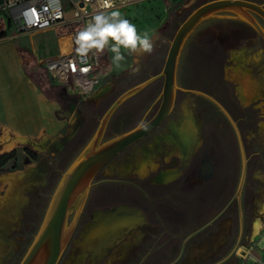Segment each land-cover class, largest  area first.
Wrapping results in <instances>:
<instances>
[{
	"label": "rangeland",
	"instance_id": "1",
	"mask_svg": "<svg viewBox=\"0 0 264 264\" xmlns=\"http://www.w3.org/2000/svg\"><path fill=\"white\" fill-rule=\"evenodd\" d=\"M206 1L140 0L119 9L123 18L136 25L140 34L147 31L157 37L155 49L151 55L139 57L128 55L122 49L126 60L120 68L111 63L113 54L106 49L103 57L110 62L112 70L88 97L71 96L66 99L62 97L63 88L50 79L45 64L36 62L35 68L26 67L46 95L59 103L61 111L74 107L73 122L69 132H65L62 138L63 146L59 151L57 148L60 145L54 147L52 172H59L61 176L84 150L100 118L121 93L161 70L176 29L194 8ZM252 1L264 4V0ZM15 41L32 50L39 58L52 54L59 47L55 32L49 30L24 35ZM61 49L64 51L63 46ZM177 74L180 87L200 90L212 96L227 111L231 121L206 98L192 92L178 91L171 115L147 137L117 155L97 174L93 183L110 176L113 163L117 160L137 156L151 140L164 136L167 142L161 144L163 146L153 156L152 160L157 164H152V167L173 164L180 168L176 173V176L178 173L180 175L175 190L181 193L179 197L182 201L178 205L182 208V214L175 221V226H164L163 223L157 229L165 232L166 235L162 236L169 237L173 236L171 229L174 228L179 231L182 240L218 213L235 193L243 150L246 158V179L242 194L245 231L235 254L224 263L241 264L239 255L244 246L255 244L264 233L261 229L257 235L253 228L257 219L264 221V39L244 20L231 13L215 15L188 37L179 59ZM161 87L162 79H159L118 108L111 116L102 140H108L134 127L155 100L147 118L152 116L160 102ZM171 130L173 135L165 137ZM189 133L191 136L188 138ZM25 152L28 150L25 149ZM206 152L214 170L213 176L204 181L198 177V169ZM22 153V148H18L13 153L0 154V167L17 168L23 162ZM33 155L40 158L44 154ZM149 161L152 162L151 159ZM55 187L56 184L44 189L46 196L40 199L39 210L34 212L35 216L26 227L27 233L22 235L26 238L16 250L17 257L10 264H18L32 241ZM152 191L162 192L158 189ZM92 212L93 208L88 203L59 264H89L83 238L85 227L95 224ZM237 234L238 215L234 202L218 220L192 239L186 257L179 264H212L232 249ZM179 245L180 241L174 243L172 250L157 251L153 261L163 258L166 260L164 264L170 262L177 254Z\"/></svg>",
	"mask_w": 264,
	"mask_h": 264
},
{
	"label": "crops",
	"instance_id": "2",
	"mask_svg": "<svg viewBox=\"0 0 264 264\" xmlns=\"http://www.w3.org/2000/svg\"><path fill=\"white\" fill-rule=\"evenodd\" d=\"M47 30L53 31L43 29L30 34ZM15 40L0 43V154L10 152L6 147L12 145L11 151L22 148L24 157L17 168L0 169V264L3 258L16 254V250L22 246L26 238L22 235L27 233L26 227L35 216L34 212L39 210L40 199L46 196L44 189L59 181L60 173L52 172L54 147L60 145L57 151L61 150L62 138L65 132H69L74 116V107L61 111L59 103L48 97L26 70L27 66L35 68L36 62L46 65L56 58L61 52L60 44L57 51L39 58ZM18 48L29 52L33 63L25 65ZM63 91L62 97L66 99L75 96L64 88ZM189 134L188 138L191 136ZM170 135H173L172 130L165 137L170 138ZM166 142L164 136H158L144 146L137 156L117 160L113 163L110 176L93 183L85 207L91 204L95 224L85 227L83 238L89 264H99L108 249L112 253L104 263L115 264L131 256L135 243L146 241L156 252L172 250L174 243L181 241L179 231L174 228L171 229V237L162 236L166 234L161 229L153 232V229L145 231L140 228L143 225H157L154 221L157 214L164 220V226L170 227L175 226V221L181 218L182 208L178 205L182 201L179 197L181 193L175 190L180 175L178 173L176 176V173L180 168L173 164L152 167V164H157L152 160L153 156ZM25 149L44 154V157L34 160ZM151 189L162 192H150ZM113 207L117 209L110 212ZM261 231L264 232V228ZM261 235L252 251L257 258L264 251V233ZM249 245L244 246L239 255L241 264L252 263L243 254ZM156 255L149 256V264L166 262L163 258L153 261Z\"/></svg>",
	"mask_w": 264,
	"mask_h": 264
},
{
	"label": "water",
	"instance_id": "3",
	"mask_svg": "<svg viewBox=\"0 0 264 264\" xmlns=\"http://www.w3.org/2000/svg\"><path fill=\"white\" fill-rule=\"evenodd\" d=\"M223 12L231 13L244 20L264 39V4L252 0H208L194 8L176 29L161 70L121 93L108 106L88 145L61 174L50 196L41 224L18 264L59 263L79 223L97 174L122 151L149 135L170 116L175 106L178 91L192 92L208 98L231 121L227 111L212 96L200 90L182 88L177 83L179 59L188 37L203 22ZM159 79H162L160 102L154 114L148 120L144 121L143 119L131 129L103 141V134L114 112L124 102ZM241 158L239 181L232 197V200H236L238 205L239 233L237 241L227 255L212 264L227 262L240 245L243 234L242 194L246 179V158L243 150ZM204 166L207 171L204 177L207 179L212 175V166L211 164ZM228 205L207 224L187 235L182 241L178 256L166 264H177L183 255L186 243L197 233L211 225ZM116 209L117 207H113L110 212Z\"/></svg>",
	"mask_w": 264,
	"mask_h": 264
},
{
	"label": "built area",
	"instance_id": "4",
	"mask_svg": "<svg viewBox=\"0 0 264 264\" xmlns=\"http://www.w3.org/2000/svg\"><path fill=\"white\" fill-rule=\"evenodd\" d=\"M140 0H112L121 9ZM101 9L98 0H0V43L17 39L37 30L52 29L61 49L60 54L45 65L50 79L77 97H88L110 74L112 67L103 54L79 58L75 44L76 33ZM255 244L243 252L251 264H264V251L257 258Z\"/></svg>",
	"mask_w": 264,
	"mask_h": 264
},
{
	"label": "clouds",
	"instance_id": "5",
	"mask_svg": "<svg viewBox=\"0 0 264 264\" xmlns=\"http://www.w3.org/2000/svg\"><path fill=\"white\" fill-rule=\"evenodd\" d=\"M101 9L91 16V19L76 33V52L82 60L86 61L90 55L103 54L106 49L113 54L111 63L120 68L128 55H151L155 49V39L147 31L140 34L135 24L123 18L121 12L115 9L112 0H98ZM135 71V70H134ZM254 231L259 235L264 228V221L257 219L253 225Z\"/></svg>",
	"mask_w": 264,
	"mask_h": 264
},
{
	"label": "flooded vegetation",
	"instance_id": "6",
	"mask_svg": "<svg viewBox=\"0 0 264 264\" xmlns=\"http://www.w3.org/2000/svg\"><path fill=\"white\" fill-rule=\"evenodd\" d=\"M200 26V25H199ZM178 75V74H177ZM177 96V95H176ZM198 96H202V95H198ZM202 97H204V96H202ZM204 98H206V97H204ZM208 101H210L211 103H213L211 100H209L208 98H206ZM155 101V100H154ZM154 101L152 102V104L149 106V108L147 109V111L145 112V114L140 118V120H139V122L138 123H140L143 119H144V121H146V120H148L149 118H147L148 117V115L150 114V112L152 111V107H153V103H154ZM214 104V103H213ZM171 115V114H170ZM137 123V124H138ZM136 124V125H137ZM170 132V131H169ZM152 133V132H151ZM150 133V134H151ZM148 136V135H147ZM146 136V137H147ZM145 138V137H144ZM144 138H142V139H144ZM141 139V140H142ZM140 141V140H139ZM139 141H137V142H139ZM150 141V140H149ZM136 142V143H137ZM134 145V144H133ZM132 146V145H131ZM130 146V147H131ZM206 160V161H205ZM208 164H211V166H212V175L210 176V177H212L213 176V170H214V165H213V163L211 162V160L209 159V157H208V154H207V152L205 153V156L201 159V161H200V167H199V169H198V177L199 178H202L204 181H206V180H208L209 179V177L206 179L205 177H204V175H205V173L207 172L206 171V167L204 166V165H208ZM234 195V194H233ZM233 195H232V197H233ZM232 197L230 198V200L227 202V204H229L228 205V207L223 211V213L216 219V220H218L226 211H227V209L229 208V206L232 204V203H236V206H237V215H238V233H239V214H238V205H237V201L236 200H232ZM232 200V201H231ZM230 202V203H229ZM226 204V205H227ZM226 205L220 210V211H222L225 207H226ZM220 211L218 212V213H216L211 219H213L216 215H218L219 213H220ZM82 216V215H81ZM81 218V217H80ZM211 219H209L207 222H205L203 225H201L200 227H202V226H204L205 224H207ZM147 220V219H146ZM215 220V221H216ZM80 221V220H79ZM154 221L157 223V225H143L142 227H140V228H142V229H144L145 231H149V230H152L153 232H155V231H157L158 229H157V227H161V225L164 223V220L163 219H161L159 216H158V214L155 216V218H154ZM214 221V222H215ZM147 222H148V220H147ZM214 222H212V224L214 223ZM79 224V223H78ZM211 224V225H212ZM211 225H209V226H211ZM209 226H207L206 228H204L201 232H203L205 229H207ZM154 227V228H153ZM200 227H198V228H196L195 230H197V229H199ZM77 228V227H76ZM195 230H193V231H195ZM75 231H76V229H75ZM75 231H74V233H75ZM162 231V230H161ZM192 231V232H193ZM244 231H245V226H244V215H243V234H244ZM192 232H190V233H192ZM201 232H199V233H197L195 236H197L198 234H200ZM189 233V234H190ZM189 234H187V235H189ZM243 234H242V237H241V240H240V243L242 242V239H243ZM74 235V234H73ZM186 235V236H187ZM185 236V237H186ZM194 236V237H195ZM185 237L180 241V245H179V249H178V252H177V254L175 255V257L172 259V260H174L177 256H178V254H179V252H180V249H181V244H182V241L185 239ZM194 237H192L187 243H186V245H185V248H184V252H183V255H182V257H181V259L178 261V263L177 264H179L181 261H183V259H184V257H186V252H187V249H188V247H189V245H191V241H192V239L194 238ZM237 237H238V234H237ZM237 237H236V239H235V243H236V241H237ZM72 238H73V236H72ZM72 238H71V240H72ZM146 238H147V236H146ZM70 240V241H71ZM68 247V246H67ZM231 250V249H230ZM66 251H67V248L65 249V252H64V254H63V256H62V258H61V260H63V257H64V255H65V253H66ZM106 253H105V258H103L100 262H99V264H101L102 262H103V264H105L104 262L106 261V258L112 253V250H107V251H105ZM157 252V251H156ZM156 252H154V249L152 248V245L151 244H149L148 242H146V241H141V242H139V243H135L134 244V246H133V249H132V251H131V256L128 258V259H125V260H123L122 261V263L124 264H144V263H147L148 261H149V256L150 255H152V254H156ZM228 253H229V251H228ZM228 253H226L225 255H227ZM224 255V256H225ZM224 256H222V257H224ZM17 256H16V254H13V255H11V257H6V258H3V260L1 261V264H10V263H12L13 261H14V259L16 258ZM221 257V258H222ZM220 258V259H221ZM61 260L59 261V263L61 262ZM171 260V261H172ZM219 260V259H218ZM170 261V262H171ZM216 262V261H215ZM58 263V264H59ZM169 263V262H168ZM214 263V262H213ZM116 264V263H115Z\"/></svg>",
	"mask_w": 264,
	"mask_h": 264
},
{
	"label": "trees",
	"instance_id": "7",
	"mask_svg": "<svg viewBox=\"0 0 264 264\" xmlns=\"http://www.w3.org/2000/svg\"><path fill=\"white\" fill-rule=\"evenodd\" d=\"M18 51L19 53L21 54V56L23 57L24 59V62H25V65L29 64L32 62V56L29 54V52H27L26 50H23L21 48H18ZM33 63V62H32ZM15 150H12L10 151L11 153H13ZM10 152H7V153H10ZM32 159H37L32 152H26ZM1 169V167H0Z\"/></svg>",
	"mask_w": 264,
	"mask_h": 264
},
{
	"label": "bare ground",
	"instance_id": "8",
	"mask_svg": "<svg viewBox=\"0 0 264 264\" xmlns=\"http://www.w3.org/2000/svg\"><path fill=\"white\" fill-rule=\"evenodd\" d=\"M6 146H7V145H6ZM11 146H12V145H8V146L6 147V148L8 149V151H11V149H12ZM12 147H13V146H12ZM4 148H5V147H4ZM6 148H5V149H6ZM5 149H4V151H5ZM13 150H14V149H13ZM0 152H1V151H0Z\"/></svg>",
	"mask_w": 264,
	"mask_h": 264
}]
</instances>
